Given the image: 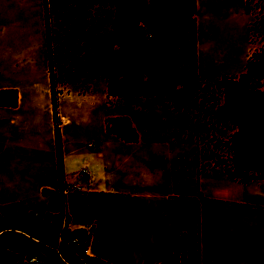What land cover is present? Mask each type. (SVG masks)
Wrapping results in <instances>:
<instances>
[{"label": "crops", "instance_id": "obj_1", "mask_svg": "<svg viewBox=\"0 0 264 264\" xmlns=\"http://www.w3.org/2000/svg\"><path fill=\"white\" fill-rule=\"evenodd\" d=\"M196 1L198 9L210 13L200 0ZM241 1L228 0L226 4H233L228 9L234 10L244 5ZM5 52L17 56L15 23L0 22V53ZM12 87L16 84L0 85V90ZM21 100L19 95L15 106L0 105V120L6 110H17L18 114ZM40 107L47 133L36 126L40 114L36 115L24 129L29 132L17 135V177L4 180L0 174L3 231L52 242L62 222V208L69 228L90 229L91 254L109 264H264V184L259 180H231L219 165L199 172L195 160L118 159L108 150V139L113 138L107 135L102 141L94 140L92 147H81L74 141L66 144L63 133L61 192L52 116L46 101ZM114 140L160 149L157 143L140 137L136 142ZM6 148L0 143V165L6 159ZM8 148L14 154L16 148ZM182 163L186 170L182 171ZM82 167L85 173L80 172ZM214 172L226 188L232 189L209 195L181 193L182 182L188 183L191 175L195 178ZM70 186L79 190L68 189ZM2 260L1 264L22 262L18 258H13L14 262Z\"/></svg>", "mask_w": 264, "mask_h": 264}, {"label": "rangeland", "instance_id": "obj_2", "mask_svg": "<svg viewBox=\"0 0 264 264\" xmlns=\"http://www.w3.org/2000/svg\"><path fill=\"white\" fill-rule=\"evenodd\" d=\"M227 1L200 0L210 13L201 8L197 19V71L200 78L196 94L197 108H192V99L188 103L190 105L183 108L173 105L167 97L152 94L126 97L108 95L103 78L81 76L73 80L63 74L61 63L54 66L56 98L53 100L49 89L41 0H0V22L17 24V56H10L9 52L0 53V85L16 84V88H5L11 90L2 93V98L11 102L15 92L17 104L19 95L22 97L18 114L17 110H6L1 114L0 143L7 146L6 159L0 165L4 180L17 177L18 133L29 132V129H24L29 128L30 121L38 114L36 126L47 133L43 123L45 113L43 106L40 107L43 101H46L51 113L52 128L56 130L60 143L63 133L66 144L71 145L74 141L81 147L88 144L90 146L87 147H92L94 140L102 141L107 135L113 138L108 139L111 146L108 150L118 159L150 162L195 160L199 172L216 166L214 162L219 155L225 154L224 146L229 133L225 123L213 114L214 107L221 100L218 83L224 76H237L244 69L247 56L262 44L255 35L249 41V29L255 26L254 30L259 31L256 23L264 17V0H248L245 8L241 5V8L234 10L228 9L234 5H227ZM243 2L245 0L241 4ZM92 10L90 27L97 32H108L113 8L95 4ZM125 119L136 132V141L140 137L149 143H157L160 149L115 141H122L120 135L129 133L124 126ZM117 123L121 124L120 127H117ZM107 126H115V130L121 134L107 133ZM8 146L16 148L14 154ZM182 164V171L186 170V164ZM256 179L264 184V177ZM226 189L228 192L232 188H226L214 172L208 176L195 175V178L191 175L188 183L182 182L180 191L192 194L198 191V194L209 195L219 194ZM15 205L17 207V202ZM12 234L4 235L9 246L14 239ZM3 255L5 262H12L16 257L0 249V264Z\"/></svg>", "mask_w": 264, "mask_h": 264}, {"label": "trees", "instance_id": "obj_3", "mask_svg": "<svg viewBox=\"0 0 264 264\" xmlns=\"http://www.w3.org/2000/svg\"><path fill=\"white\" fill-rule=\"evenodd\" d=\"M247 3L245 0L244 8ZM95 4L113 8L106 33L94 31L89 25ZM41 6L53 100L54 66L61 63L63 74L73 80L81 76L103 78L111 96L152 94L167 97L183 108L192 99V108H197L196 0H41ZM256 25L260 30L250 27L249 41L256 36L262 44L247 56L237 76L220 80L221 100L213 109L229 131L225 154L219 155L214 165H221L229 179L240 182L264 177V17ZM10 90H0V105H16L15 92L11 102L2 98V93ZM120 125L117 123V127ZM124 126L129 131L125 135H120L115 126H107L106 132L119 134L125 142L136 141V132L126 119ZM59 139L54 130L58 187L62 192ZM4 234L0 236L1 250L8 245ZM12 237L14 244L26 243L20 234Z\"/></svg>", "mask_w": 264, "mask_h": 264}, {"label": "built area", "instance_id": "obj_4", "mask_svg": "<svg viewBox=\"0 0 264 264\" xmlns=\"http://www.w3.org/2000/svg\"><path fill=\"white\" fill-rule=\"evenodd\" d=\"M87 146H90V144ZM80 172L85 173L86 169L82 167ZM68 189L73 191L79 190L77 186H70ZM60 215L62 222L55 232L54 241L40 242L38 240H31L20 234L25 238L26 243L21 244L17 242L14 244L12 242L9 246V241L6 240L8 245L2 251L15 255V258L22 261L21 264H36L47 261L58 264H109V262L91 254L89 247L90 229L85 227L69 228L65 222L67 214L62 208ZM6 232L9 233L11 231H3L0 228V236ZM21 241L24 242L23 240ZM2 258L6 259L4 255Z\"/></svg>", "mask_w": 264, "mask_h": 264}]
</instances>
